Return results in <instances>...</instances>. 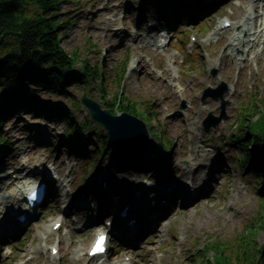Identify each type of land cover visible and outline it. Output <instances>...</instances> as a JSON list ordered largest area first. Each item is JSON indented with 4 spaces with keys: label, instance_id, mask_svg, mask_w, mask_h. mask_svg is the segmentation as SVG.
Wrapping results in <instances>:
<instances>
[{
    "label": "rangeland",
    "instance_id": "rangeland-1",
    "mask_svg": "<svg viewBox=\"0 0 264 264\" xmlns=\"http://www.w3.org/2000/svg\"><path fill=\"white\" fill-rule=\"evenodd\" d=\"M242 1L221 0L218 5L211 6L204 16L200 12L192 19L187 18L184 6V14L178 13L177 21L173 25H167L166 19H162V16L163 18L166 16L165 9L171 4L162 0L160 2L153 0L149 4H143L141 0L62 1L57 14L58 21L70 20L74 23L61 32L62 47L71 54L79 52L84 56L81 61L83 58L87 59L91 66L101 64L108 76L109 90L101 92L100 80L96 78H91L89 85L82 88L74 80L60 93H49L35 84L25 85L22 90L23 96L36 105L38 112L33 113L32 109L18 105L17 109L12 110L13 113H9L0 128V135L9 140V143H0V199L9 194L7 188L10 183L20 182L23 172L41 166L43 162L52 161L51 164H56L63 178L69 172L75 177L72 199L80 198L81 201L96 206L90 210L82 206L78 224L70 218L68 225L70 229L63 228L65 237L62 230L55 232L51 227L53 221L62 214L60 194L55 193L54 196L51 191L52 196L47 198L45 205L38 208V214L32 218L30 224L21 228L18 234L0 236V264L4 261L10 264H99V259L90 261L87 258L85 254L88 252L87 245L94 239L97 230L105 228L109 231L106 219H113V211L117 205L126 201V197H121L124 194L127 196L133 179H140L143 174H139L142 172L141 169H138L139 172L129 170L119 161L109 166L111 162L105 156L96 165L93 163L92 143H97L101 135L107 132V129L98 122L84 128L82 137L75 142L77 147L74 148H78V151H66L64 142L67 135L63 110L67 109L73 113L77 123H84L93 118L88 108L81 102L82 96H89L103 109L110 111L108 105L113 102L119 87V91L125 92L124 96L132 100L137 99L145 103L144 100H151L152 103L148 102L146 105L154 112V118L149 119L151 125L147 123V126H155L156 131L151 133L152 143L148 150L152 154H158L153 160L154 166L165 164V167L168 165L172 170L173 175L166 177L169 182L178 181V184L184 185L191 180L194 181L191 179L192 167H198L200 159L205 162V158H211V155L214 158L213 162L221 166L215 172L211 167L202 166L203 171L197 173L199 178L207 176L210 170L213 176L207 182L206 190L193 199V203L183 204L182 199L178 200L179 195L176 194L173 205L159 219L161 222L158 227L154 231L147 230L151 232L150 235L142 233L143 241L139 247L130 248V253L121 242L113 241L109 245L110 251L106 259L114 263L115 260L133 253L137 258L135 264H203L197 253H200L202 247L209 242L211 244L220 241L224 244L229 243L233 248L239 244L243 235H248L249 226L256 229L254 241L257 244V253L259 248H264V198L262 199L263 194L258 191L259 180L257 176L250 174L248 167L244 169L238 164L235 156L239 143L230 139L241 137L244 140L251 136V132L241 126L242 111L251 101L256 100L257 104L264 101V61L257 60L264 45H258L247 56L248 53H244L242 46L229 49L228 41L221 44V34L213 38L217 27L224 19L230 18L233 26L243 20L242 15L237 14V6H240ZM246 4L244 3V6ZM247 6L250 9L251 3ZM100 12L103 15L99 19ZM250 12L253 15V11ZM151 22L155 23V27L150 29L148 27ZM164 27L170 28L172 39L170 45L160 50L148 43L147 33L152 30L155 35ZM230 30L233 34L238 32L237 28L231 27ZM191 36L197 37L198 54L197 52L194 55L190 54L187 49ZM183 40L188 43L184 44ZM225 52L237 55L235 69H231L226 63L221 64ZM247 58L250 59L249 67L245 66ZM149 59H152V62H149ZM125 61L127 75L119 86L122 64ZM171 62L173 67L170 66ZM135 63L137 68L132 71L130 68ZM81 64L78 63L76 66L80 67ZM167 70L169 75L164 76L163 72ZM225 71L232 75L230 79ZM80 72L77 75H83V72ZM174 82L178 87L172 85ZM209 87L215 92H209L208 96L204 97ZM151 88L162 91L161 100L148 94ZM171 88L177 91L176 96L167 95L168 89ZM235 89L238 95L233 97ZM222 92L224 100L227 101V118L217 128L205 130L202 121L208 113L212 111L219 116L222 111L223 100L215 97ZM73 96L76 100L79 99V105H75ZM51 104L57 106L49 115ZM146 105L138 108L140 112L138 117L143 119L150 117ZM258 106L259 109L255 112L257 117H254L257 119L258 114L264 112V104ZM245 113L250 119L254 116L250 111ZM164 134L174 142L172 148L166 152L157 148L158 139ZM57 138H61L62 141L55 145L54 140ZM13 147L16 151L8 152ZM82 152L87 153L90 159L86 160ZM146 153L144 154L147 156ZM146 156L139 157L146 164L145 167L149 164ZM5 157L8 161L2 162V158ZM215 163L213 165H216ZM11 170L16 181L8 178L11 176L9 175ZM102 170L111 173L110 182L116 186L112 191L108 190L106 195L102 193L104 191L99 192L96 189L89 191L94 188V176ZM84 172H89L90 175L83 189L77 191ZM157 174H147L146 178L141 180L155 186ZM126 180L130 185H126ZM118 191L124 192L122 196ZM155 191L158 195L164 192L159 188H155ZM149 193L152 195L154 191L150 189L145 193L144 200L148 202ZM104 199H108L109 205V211L106 210L103 214L105 218L101 217L103 209L97 211V206H102ZM158 201L157 199V203H152L148 216L151 210L156 208ZM2 209L1 204L0 211ZM93 214H96V220L86 226L85 222ZM51 230L54 233L52 240L45 241ZM70 232L73 234H69ZM53 243L59 244L62 250L56 257L50 253ZM252 248L250 245L249 254L253 253ZM11 249H14V253L7 256L5 252ZM83 249L85 256L80 255ZM204 254V262L208 259L213 261L211 259L213 252ZM85 257L87 259H84Z\"/></svg>",
    "mask_w": 264,
    "mask_h": 264
},
{
    "label": "trees",
    "instance_id": "trees-1",
    "mask_svg": "<svg viewBox=\"0 0 264 264\" xmlns=\"http://www.w3.org/2000/svg\"><path fill=\"white\" fill-rule=\"evenodd\" d=\"M63 0H0V35L3 36V43L0 47V128L5 123L9 113L17 109L18 105L32 109L33 113L38 112L35 104L23 96L22 90L27 84L48 90L49 93H60L65 91L68 83L75 80L79 87L89 85L91 78L100 80V91L108 92V76L102 66H91L87 59L81 61L82 54L76 52L71 54L62 47L61 32L65 27L74 25L72 21H58V12ZM147 1V0H146ZM82 63L81 66H76ZM83 72L82 74H79ZM125 69L121 74L119 86L124 82ZM118 86V87H119ZM120 90V87H119ZM113 98V102L108 107L114 112H130L139 115L138 108L146 105L135 99L124 96L123 91ZM126 94V93H125ZM75 105H79V99L73 96ZM258 104H264L258 102ZM255 101L244 106L242 111L241 126L251 132V136L242 140L238 137L233 141L239 143L240 153L236 158L243 163V167L249 166L250 173L256 175L260 186H264V112L258 114V119L254 118L259 106ZM51 104L48 112L56 108L57 105ZM147 106V105H146ZM253 113V118H248L245 112ZM10 113V114H11ZM261 116V117H260ZM63 117L66 123V133L71 137L72 134L80 136L84 128L94 123L88 119L84 123H77L76 117L69 110H63ZM257 117V116H256ZM149 118H146L148 120ZM151 130H154L151 129ZM108 134L105 133L95 144L94 162L97 163L103 154L111 162L119 160L127 165L138 166L140 161L116 153V150L107 147ZM249 138V139H248ZM170 145L174 142L168 140ZM8 142L0 135V143ZM58 142V141H57ZM75 144L67 142V148L74 150ZM160 149L166 147V142L160 140ZM76 151V149H75ZM264 193V189H260ZM248 235H243L237 246H229L223 242H210L202 247L198 255L203 264H264V248H259L257 253L256 242L254 241L253 226L248 228ZM252 245L253 253H248L249 246ZM256 247V248H255ZM238 248V250L236 249ZM206 252H213L212 260L204 262Z\"/></svg>",
    "mask_w": 264,
    "mask_h": 264
},
{
    "label": "bare ground",
    "instance_id": "bare-ground-1",
    "mask_svg": "<svg viewBox=\"0 0 264 264\" xmlns=\"http://www.w3.org/2000/svg\"><path fill=\"white\" fill-rule=\"evenodd\" d=\"M219 0H179V4L181 5V7H186V10H187V15H188V17L190 16V11H192L193 12V14H195L196 12H200V11H202V10H204L205 9V7L208 5V4H210L211 2H218ZM243 2L244 3H247L248 2V0H243ZM252 11H253V15H252V13L251 12H249V10L244 6V5H240V6H237V9H238V11H239V13L242 15V18H243V22L241 23V25H240V31L239 32H237V33H234L233 34V32L232 31H229V28H227V27H223V28H220V30L218 31V32H216L215 33V36L217 37L218 35H220L221 33H222V36H221V43L222 44H225L227 41H228V44H230L229 45V49L230 48H234V47H236V46H238V45H241L242 47H244L245 48V53L247 52V48L249 47L250 49H249V51H248V54H247V56H249L250 55V52L253 50V49H255L256 48V46L257 45H259V44H261L262 43V41H263V38H264V30H262L260 33H258V34H253L252 33V31H253V29H256V28H258L259 27V23H260V20H261V14H260V11H259V8L260 7H258L259 6V3L258 2H253V4H252ZM176 7V4H172L168 9H166L165 10V14L166 15H170L171 13H172V10H173V8H175ZM102 15H103V13L102 12H100L99 14H98V18L100 19V18H102ZM171 18L172 17H169V20L168 19H166V21L168 22V23H170V20H171ZM237 26H239L238 24H236V26L235 27H237ZM150 33V32H149ZM136 39H140V38H138V37H136ZM149 42L150 43H155V45H159L158 44V39L156 38V39H153V37L151 36V39H149ZM246 55V54H245ZM221 64L222 63H226V65L227 66H231V69H235L236 68V65H237V55H234L233 53H231L230 52V54H227L226 52L223 54V56H222V58H221ZM257 60H261V61H264V48H263V50H262V53L260 54V55H258L257 56ZM250 59H246L245 60V66L246 67H249L248 65L250 64ZM232 62V63H231ZM146 66H147V63H146ZM221 66V65H220ZM221 68H222V70H223V67L221 66ZM225 73H227V76L229 77H227L228 79H230L231 77H232V75L229 73L228 74V71H225ZM166 75H169V72H168V70L164 73V76H166ZM177 75H178V73H177ZM160 76V75H159ZM180 79V78H179ZM196 82V81H195ZM172 85H175L176 87H178V85H177V83L176 82H174V83H172ZM170 92H172L171 94H170ZM148 94L149 95H151V96H156L157 98H159V100H161V96H162V91L160 90V89H156V88H151V89H149L148 90ZM178 93H177V91L174 89V88H171V89H168V92H167V95L168 96H176ZM189 94H191V91H189ZM238 95V91H237V89H235V91H234V93H233V97H236ZM179 96V95H178ZM196 106L194 105V107L193 108H195ZM181 119H182V117H180ZM16 151V149H15V147H13V148H11L10 150H8V152H15ZM219 157L221 156L220 154L218 155ZM213 156L211 155V158H205V162H203L202 161V159H200V165L198 166V167H196V168H193L192 167V175H193V180H199L200 178H199V176L197 175V173H199V172H201V171H203V169L201 168L202 166H208V167H211V169L215 172L216 170H219V167L221 166V164H216L215 162H213ZM2 162H7L8 161V158L7 157H5V158H2ZM1 162V163H2ZM216 164V165H213V164ZM249 167V166H248ZM199 168H201V169H199ZM198 169H199V171H198ZM250 171V170H249ZM12 172V170L10 171V173ZM34 172V171H33ZM32 173V171H30L29 172V174H31ZM70 175H67V177L66 178H68ZM206 176V175H205ZM213 176V173H208L207 174V177H203L202 179H203V182L205 181V182H208L210 179H211V177ZM256 176V175H255ZM8 178H10V180H13V181H16V179H15V177L14 176H9ZM33 178H35L34 176H33ZM74 177H72V179H73ZM258 178V177H257ZM35 181H37L36 180V178L35 179H25V180H22L21 182H20V185L21 186H24V188L26 187V185H30L31 183L33 184V183H35ZM50 182H51V184H52V187L53 188H51V191H54V189H55V187H54V184H53V181H51V180H49ZM157 181H160L159 179L157 180ZM200 181H202V180H200ZM204 182V183H205ZM109 182H107V185H108V188L107 189H109V191H112L113 189H115L116 188V186H115V184L114 183H109ZM125 183H126V185H129L130 183L126 180L125 181ZM203 183V184H204ZM135 184V183H134ZM133 184V185H134ZM202 184V185H203ZM93 185H94V183H93ZM201 185V186H202ZM1 187V186H0ZM18 188V189H17ZM8 191L10 192L9 194L11 195V196H14V198H12V197H4L3 198V201H1L0 202V205L2 204L3 205V209L1 210V212H0V217H3V216H5V214L7 213V212H9V207L10 206H18V205H20L21 203H22V200H21V191L19 190V187H17V183H15V182H12V183H10L9 185H8ZM93 189H96V191H99V189H97V188H92V189H90L89 191H91V190H93ZM190 189V188H189ZM203 189H205V186L203 187ZM202 189V190H203ZM17 190V191H16ZM56 191V190H55ZM100 192V191H99ZM199 192V191H198ZM103 194H105L106 195V193H107V190H105L104 192H102ZM118 193H120V195L122 196V194L124 193L123 191H118ZM132 193V192H131ZM164 195H166L165 193H167V192H162ZM176 193H178V192H173V193H168V195H172V194H176ZM117 194V193H116ZM115 194V195H116ZM16 195V196H15ZM125 195V194H124ZM123 195V196H124ZM179 195V197L180 198H184L186 195H184V194H178ZM198 194L196 193V195L195 196H197ZM95 197H96V195H95ZM97 198V197H96ZM121 198H123V197H121ZM166 199H167V201L169 202V203H171V202H173L174 203V200H175V198L176 197H165ZM195 197H193V196H189V198H186V200H185V202L186 203H183V204H189L188 202H192L193 201V199H194ZM113 199H115V197L113 198ZM159 200V201H161V199H160V195H155L154 197H153V199H152V201H151V203H157L156 202V200ZM158 201V202H159ZM151 203H150V205H147V207H149V209L151 208L150 206H151ZM74 206H77L76 205V203H73L72 204V206L71 207H74ZM170 206H172V205H165V206H163V208H162V211H164V212H166L167 210H168V208H170ZM108 208H109V205H108V199H104L103 200V202H102V206H97V211H100V210H102V209H105V210H108ZM6 210H8L7 212H6ZM145 211V209L144 208H142L141 210H139L138 208H132L131 209V211H130V213H129V215H130V217L131 218H137V221L139 222V224L141 225L140 226V229L143 231L144 230V228L145 229H147V230H151L152 228L151 227H153L154 226V223L156 222V220L154 219V218H150V221L149 222H147V223H145V221H144V218H143V216H142V214H143V212ZM105 212V211H104ZM122 223H124L123 221H121ZM64 223H65V221H64ZM20 228H21V226L19 225V224H16V225H10V226H8L7 228H6V231H8L9 232V236H12V235H14V234H18L19 232H20ZM134 232H133V234H132V236L131 237H125V239H126V241L129 243V244H135L136 243V241L139 239V237H140V235H141V232H140V230H139V228H138V226L137 225H135L134 226ZM49 233H51V234H49L48 236H47V241H51L52 240V236H53V231L51 230ZM48 243V242H47ZM91 244V243H90ZM90 244L88 245V247L90 246ZM73 247H75V246H73ZM62 251V250H61ZM82 251V250H81ZM59 253H60V251H59ZM82 253V252H81ZM80 253V255H82ZM98 258H99V263L101 262V264H110L109 262H108V259H105L106 257H103V256H98ZM84 259H87L86 257L84 258ZM90 261L91 260H93V258H91V256H90V258H88ZM91 264H94V263H91ZM121 264H127V263H121Z\"/></svg>",
    "mask_w": 264,
    "mask_h": 264
},
{
    "label": "water",
    "instance_id": "water-1",
    "mask_svg": "<svg viewBox=\"0 0 264 264\" xmlns=\"http://www.w3.org/2000/svg\"><path fill=\"white\" fill-rule=\"evenodd\" d=\"M3 39V36L0 35V47ZM81 101L88 108L92 118L108 130L109 143L120 152L142 155L149 149L152 143L151 133L143 119L129 112L114 114L103 109L97 101L87 96H83ZM226 104L227 102L223 101L222 114L219 117L214 118V114L211 112L209 117L204 120L206 129L211 126L217 127L226 118Z\"/></svg>",
    "mask_w": 264,
    "mask_h": 264
}]
</instances>
